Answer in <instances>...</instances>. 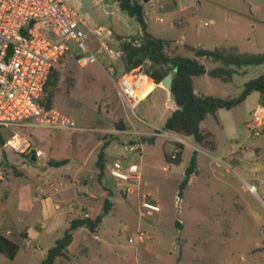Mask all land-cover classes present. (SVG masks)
<instances>
[{
    "label": "rangeland",
    "instance_id": "obj_1",
    "mask_svg": "<svg viewBox=\"0 0 264 264\" xmlns=\"http://www.w3.org/2000/svg\"><path fill=\"white\" fill-rule=\"evenodd\" d=\"M132 1L142 7L146 31L168 42L170 55L194 58L189 47L217 49L227 56L264 54V25L258 23L264 20V0ZM69 5L88 16L91 29L111 31L105 40L111 47L118 46L117 37L141 35L138 22L126 16L114 0H69ZM227 9L244 16L228 15L235 23L224 22ZM212 18L213 24L209 22ZM85 34L88 46L98 50L92 35ZM79 56L72 46L55 65L59 76L51 109L80 130L0 128V234L10 230L9 238L19 246L12 260L0 254V264H40L45 250L62 236L66 226L55 218L52 223L40 220V197L33 201L37 186L47 179L54 184L51 190L58 193L71 196L76 186L81 190L78 199L86 208L78 205L76 213L66 219L85 217L86 213L95 218L105 212L95 232L76 229L66 257L53 264H264V119L250 128L253 112L264 114L260 95L252 92L234 108L220 109L215 117L208 115L201 122V131L212 134L209 149L191 137L163 130L173 108L165 92L152 89L130 112L100 66L80 67L76 62ZM99 61L105 65L102 54ZM204 61L201 59L208 70L216 66ZM148 64L134 74L143 76ZM231 69L234 73L228 81L206 75L196 79L199 95L234 98L246 82L264 74V64ZM14 132L29 139L30 154L18 155L3 146ZM173 150L177 151V164L167 162L173 161ZM99 155L104 166L100 178L95 162ZM192 156L194 173L179 194ZM53 160L65 161L63 166L68 168L64 174L70 179L63 182L55 175L54 181L53 174L45 172ZM115 160L140 166V193L150 195L160 207L158 213L147 215L141 210L139 217L134 199L122 198L107 173ZM75 166L79 167L76 179L72 173ZM247 185H253L255 192H249ZM18 187L23 189V204L17 197ZM62 199L71 202L65 195ZM68 208L65 205L61 211ZM137 227L145 233L144 241L129 243ZM32 232L35 235L27 242L24 235Z\"/></svg>",
    "mask_w": 264,
    "mask_h": 264
},
{
    "label": "built area",
    "instance_id": "obj_2",
    "mask_svg": "<svg viewBox=\"0 0 264 264\" xmlns=\"http://www.w3.org/2000/svg\"><path fill=\"white\" fill-rule=\"evenodd\" d=\"M85 31L92 35L98 50L88 46ZM110 36L111 31L107 29H91L88 16L78 7L69 5V0H0V128L80 130L71 120L53 109H44L39 102L51 69L72 46L80 55L76 60L78 65H99L114 84L123 104L133 111L152 91L139 97L141 82L149 78L144 74L136 76L134 72L138 68L121 72V51L105 43ZM100 54L105 65L100 64ZM263 119L264 114L253 112L250 128L261 125ZM3 146L18 155H28L32 150L29 139L17 132L12 133ZM176 152L173 150L171 159H175ZM38 154L36 151L35 155ZM107 173L122 198L134 199L139 217L141 210L147 215L160 211L150 195L140 193V166L115 160L109 164ZM246 189L255 192L253 185H247ZM144 235L137 227L128 242L140 244Z\"/></svg>",
    "mask_w": 264,
    "mask_h": 264
},
{
    "label": "trees",
    "instance_id": "obj_3",
    "mask_svg": "<svg viewBox=\"0 0 264 264\" xmlns=\"http://www.w3.org/2000/svg\"><path fill=\"white\" fill-rule=\"evenodd\" d=\"M117 2L119 9L126 16L133 18L138 22L141 28V35L137 37H117L118 48L121 51L119 68L121 72H127L133 69H141L146 63L148 67L143 70L144 75L159 85L167 74L172 75L169 94L175 106L169 116L165 119L163 130L184 136L191 137L193 141L205 148L212 149L209 141L212 134L202 132L200 129L201 122L208 116L215 117V113L220 110H230L241 103L252 92L260 95L259 103L264 107V74L246 82L239 96L234 98H218L209 95H197L193 88V77L207 75L211 78H218L221 81H228L234 73L232 67L240 68L241 66H259L264 64V54L227 56L220 50H204L188 48L194 58H187L181 55H170L166 51L168 42L164 39L155 38L146 31L144 14L142 7L132 0H114ZM69 53L66 52L65 55ZM198 59L208 60L210 63L219 64L211 70H206L205 65ZM60 59L56 62V64ZM205 62V61H204ZM55 64V65H56ZM51 69L43 94L44 99L39 100L44 109H51L56 85L58 81V72ZM152 142V139H148ZM5 143V142H4ZM182 146H179L177 156H179ZM34 153V152H33ZM170 160V159H169ZM175 160V161H174ZM96 167L99 171L98 178L102 176L103 168L102 157L98 156ZM168 163L177 164V159L167 161ZM65 161H49L53 166L63 165ZM188 167L185 169L183 180L179 184V194L187 186L190 175L194 173L195 159L192 156ZM109 207L104 202V210ZM105 212L91 219L89 217H79L70 221L68 227L62 236L55 240L53 246L46 251L45 257L40 264H53L57 258L66 257L67 247L72 242L73 232L78 228H86L90 233L95 232ZM19 250L17 243L0 234V254L5 258L12 260Z\"/></svg>",
    "mask_w": 264,
    "mask_h": 264
},
{
    "label": "crops",
    "instance_id": "obj_4",
    "mask_svg": "<svg viewBox=\"0 0 264 264\" xmlns=\"http://www.w3.org/2000/svg\"><path fill=\"white\" fill-rule=\"evenodd\" d=\"M79 5V4H78ZM228 15H230V16H244V14H242L241 12H237V11H233V10H230V9H227L226 11H225V13H224V17H222L223 18V21L224 22H227V23H229V24H231V23H235V21L234 20H232V18H230V16L229 17H227ZM256 22L258 21V20H255ZM209 22L210 23H214V18H212V19H210L209 20ZM250 23V22H249ZM259 24H262V25H264V20H262V21H260V22H258ZM252 27H255V25H251ZM257 26V25H256ZM198 61L201 63V60L200 59H198ZM210 65H216V66H214V67H217L218 66V64H216V63H210ZM205 69L208 71V69H207V67H205ZM206 75V74H205ZM205 75H201V76H196V77H193L192 78V80H193V88H194V92H195V94H197V95H199V92H198V90H197V88H196V79H199V80H201V78H203V76H205ZM207 76V75H206ZM209 77V76H208ZM150 81V80H149ZM143 83V82H142ZM152 83V82H151ZM142 85V84H141ZM156 89V88H158L159 90H161V91H163V92H165L168 96H170V94H169V91H166V90H164V88H162L161 87V84H159V85H155L154 83L152 84V89ZM151 89V90H152ZM171 98V97H170ZM172 100V99H171ZM173 102V101H172ZM174 108H175V106H174V104H173V108L171 109V111H173L174 110ZM264 108V107H263ZM174 134V133H173ZM177 135V134H176ZM53 161H55V160H53ZM50 166L48 167L49 169L47 170V169H45V172H47V173H52L53 175H52V179L54 180L55 179V175H59L60 177H62L61 178V180H64L63 182H65V180H68V179H70V177H66V175L64 174V171L68 168L67 166H63V165H60V166H57V168H55V166H53V165H51V164H49ZM51 168H53V169H51ZM65 168V169H64ZM78 166H75V168H74V171L72 172L75 176H74V178L76 179V177H78L79 175H78ZM50 178V179H51ZM75 179H74V181H75ZM55 181V180H54ZM47 184H49V185H51L52 184V186L50 187L49 185H47ZM58 185H60V183H58ZM76 185V184H75ZM44 186V187H43ZM52 187H54V184H53V182H51V180H49V179H47V182L45 183V184H43L42 186H37V188H36V196L35 197H33V201L35 200H37L38 199V197H40V202L38 203V206H37V209H38V215H39V217H40V220H42V221H44V222H48L49 223V221H50V223H52V220H53V218H55L56 220H58L59 222H60V224L61 225H63V227L64 226H66V228L68 227V225H69V223H70V221L71 220H73V218L71 217L70 219H66V217L68 216V215H70V214H75L76 213V211H74L75 209V207H77L78 205L82 208V209H84V208H86V205H85V203H84V201L83 200H81V199H78L79 197H78V194L80 195L81 194V190L79 191L77 188H79L78 186H76L75 187V189H74V191L72 190L71 191V196H68V193H58L56 190H51L52 189ZM18 188H20V192L18 193V198L20 199L19 201H20V203L21 204H23V189L21 188V187H18ZM117 188V187H116ZM13 190V189H12ZM118 192L120 193V191H119V189H118ZM9 195L10 196H12L13 195V193L10 191L9 192ZM65 195V198H70V200H71V202H69L68 200L66 201H64L63 199H62V197ZM120 195H121V193H120ZM90 197H92V195L90 194L89 195ZM80 197H81V195H80ZM78 199V200H77ZM37 202V201H36ZM65 205H69V208H68V211H65V212H62L61 211V209L63 208V207H65ZM73 216V215H72ZM85 217H89V218H91V219H93L92 218V216L88 213H86L85 214ZM74 219H76V218H74ZM58 221H56V223L58 222ZM49 225V224H48ZM66 228L64 229V231L66 230ZM44 229L46 230L47 229V227H44ZM63 231V232H64ZM10 233V230H6L5 231V234H4V236L5 237H7L8 239H10L11 240V238H9V236H8V234ZM35 235V232H32V234H30V233H26L25 235H24V237H25V240L27 241V242H29V241H31L30 240V238L32 237V236H34ZM60 238V237H59ZM58 239V238H57ZM48 250V249H47ZM45 253H46V250H45Z\"/></svg>",
    "mask_w": 264,
    "mask_h": 264
},
{
    "label": "bare ground",
    "instance_id": "obj_5",
    "mask_svg": "<svg viewBox=\"0 0 264 264\" xmlns=\"http://www.w3.org/2000/svg\"><path fill=\"white\" fill-rule=\"evenodd\" d=\"M143 82V83H142ZM140 84V92H139V97L142 98L144 97L148 92L151 91L152 89V83L148 79H143V81Z\"/></svg>",
    "mask_w": 264,
    "mask_h": 264
},
{
    "label": "water",
    "instance_id": "obj_6",
    "mask_svg": "<svg viewBox=\"0 0 264 264\" xmlns=\"http://www.w3.org/2000/svg\"><path fill=\"white\" fill-rule=\"evenodd\" d=\"M171 82H172V75L169 73L163 78L160 84L164 88V90L169 91L168 89H170Z\"/></svg>",
    "mask_w": 264,
    "mask_h": 264
}]
</instances>
